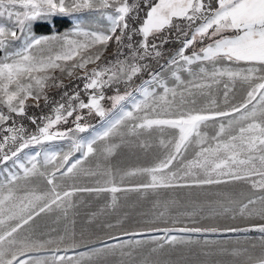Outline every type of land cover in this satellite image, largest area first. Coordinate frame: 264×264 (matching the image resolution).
<instances>
[{
	"label": "snow or ice",
	"instance_id": "6c2138e0",
	"mask_svg": "<svg viewBox=\"0 0 264 264\" xmlns=\"http://www.w3.org/2000/svg\"><path fill=\"white\" fill-rule=\"evenodd\" d=\"M0 264H264V0H0Z\"/></svg>",
	"mask_w": 264,
	"mask_h": 264
},
{
	"label": "rangeland",
	"instance_id": "374dc122",
	"mask_svg": "<svg viewBox=\"0 0 264 264\" xmlns=\"http://www.w3.org/2000/svg\"><path fill=\"white\" fill-rule=\"evenodd\" d=\"M73 16L76 17H80V26L83 27L84 29H98L101 28L103 26V24L106 23V20H102L101 17L94 15L93 13H90L88 11H83V12H79V13H74ZM60 20V19H58ZM62 20L67 21L68 23H70V28L64 30V31H68L71 30L74 26H75V21L71 20V18H64ZM56 30H52V32H55ZM63 31V32H64ZM62 33V32H61ZM49 34V33H47ZM179 45H177L175 42L169 44L168 46V51L169 52H174L176 48H178ZM111 51V49H110ZM58 98V97H57ZM106 107L111 109V104L110 103H106ZM47 109L44 110V113H47ZM36 114V115H41L40 110L39 109H32L30 111V115L31 114ZM26 122H28L27 120H25ZM88 121L91 125H95L97 128H99L100 126V121L98 117H88ZM25 123V122H24ZM29 123V122H28ZM29 128V130L31 131L34 126L31 125L29 123V126H26ZM62 127H72L71 122H69V124L67 125H62ZM78 136L81 137H89L91 135V131L87 132V133H79L77 134ZM54 144L56 145V150H67V144L66 142L63 141H56L54 142ZM26 151H30V150H26ZM119 162L124 163V164H128V165H134V164H139V163H143V158H137L131 155V153L127 152V150H125L124 152H121L120 156H119ZM85 178L81 177L77 182H84ZM88 202L86 204H84L80 209H79V214H80V219L82 220L84 218L85 215L93 212V211H99V209L102 207V205L104 204L103 200H96L95 198H87ZM150 208V204L148 202H137L135 200V198L133 197L132 199H125L124 197H121V208L119 209V211L115 214L109 215V216H101L100 220H111V221H115L117 219L118 216H121L123 213L127 212L130 213V218H129V223L125 225V227H139V225L135 224V220L138 218V214L141 211H147ZM39 224L40 227L43 231H48L51 227H54L55 224L53 222V220L51 218H43L39 220ZM62 230V229H61ZM77 231H79V226L77 228ZM92 231L96 234V235H100L103 236V233L100 232L99 229L93 228ZM255 235V234H254ZM83 250V249H81ZM69 255H72V253L70 252Z\"/></svg>",
	"mask_w": 264,
	"mask_h": 264
},
{
	"label": "trees",
	"instance_id": "16d2710c",
	"mask_svg": "<svg viewBox=\"0 0 264 264\" xmlns=\"http://www.w3.org/2000/svg\"><path fill=\"white\" fill-rule=\"evenodd\" d=\"M70 28V23H68L67 21L65 20H57V26H56V29H52V30H59L60 32H63L64 30ZM40 34H47L48 33V30L47 29H40ZM178 45V44H177ZM25 122V126H29V123L24 121Z\"/></svg>",
	"mask_w": 264,
	"mask_h": 264
}]
</instances>
